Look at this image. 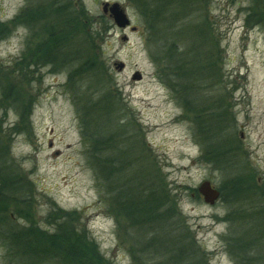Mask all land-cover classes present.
<instances>
[{
  "label": "rangeland",
  "instance_id": "obj_1",
  "mask_svg": "<svg viewBox=\"0 0 264 264\" xmlns=\"http://www.w3.org/2000/svg\"><path fill=\"white\" fill-rule=\"evenodd\" d=\"M142 1L0 0V264L22 247L11 227L30 233L23 264H256L239 238L264 257V0H175L165 25ZM178 33L208 36L193 44L206 78L178 76ZM107 162L112 192L95 168ZM244 179L249 200L228 184ZM154 198L145 225L123 210Z\"/></svg>",
  "mask_w": 264,
  "mask_h": 264
},
{
  "label": "trees",
  "instance_id": "obj_2",
  "mask_svg": "<svg viewBox=\"0 0 264 264\" xmlns=\"http://www.w3.org/2000/svg\"><path fill=\"white\" fill-rule=\"evenodd\" d=\"M178 1H179V4H182L183 1H184V3H187L189 0H178ZM175 4H176L175 0H148V1L144 0V1H142V6L144 5L146 9L150 8L151 10L156 11L157 19L163 20L162 23L164 22V25L167 21H169V22L174 21V17H175L176 13L172 14L171 19L169 17L167 19L166 16L164 15V12H166L170 8L172 9V7H174ZM153 5H155V6H153ZM179 7H180V5H179ZM153 15H154V13H153ZM68 30H69L68 27L63 29L62 32L58 34V35H60V37L59 38L57 37L55 39L63 38L65 36V33L68 32ZM198 35H197V38H195L194 35H190V34L184 35V34L178 33L175 35V37L173 35V37L176 40V42H174L175 43L174 44V47H175L174 53H176V55L174 56V54H172L171 62L174 64V67H176V69L178 68V76L180 78H184L183 76L185 74H187V75H185L186 77H188V75H189V78H191V79L197 78V76H199L200 78H203V77L206 78L204 69L200 72L201 74H195L194 73V71H198V68L196 69V65H195V67L193 65L194 61L198 62V56L195 54L196 50H198V49H196V47H194L193 44L196 43L195 46H197L203 41H206L207 44L209 42L208 36H206L205 34L202 35V34L198 33ZM201 36H203L202 41H201ZM188 37H190V38H188ZM187 39H190V42H188ZM196 40H198V41L196 42ZM202 56H203V54H202ZM200 57H201V55H200ZM209 61H211V60L209 59ZM175 64H176V66H175ZM193 67H194V69L192 71ZM181 87H180L181 92H182V94L184 93L183 96H184L186 105H188L191 110H193L195 113H197V115L203 116L204 113H203V115L200 114V110H199L200 108L198 107L199 104L203 103V101H202V98H200L199 96L196 95L197 94L196 86H193L188 81H187V83H186V81L185 82L181 81ZM207 102L208 101H205V103H207ZM204 118H203V120H204ZM203 120L201 121V123H202V125H201L202 131L201 132L205 133V132H208L207 129L205 128V126L208 125V123L206 120H204V121ZM218 131L213 133V135H220L218 133ZM224 143L225 142H223L222 144H224ZM222 151H224V149ZM216 152H218V154H219L218 149ZM106 161H107V159H106ZM106 161H104V162L106 163ZM105 163L102 165H99L98 167L95 166V168L98 169V172H99L98 175L100 176V178H103L108 183L109 186H106L108 188V190L110 192H112L113 187H112L111 183H114L113 178H112V173H111V170L108 169V162H107V165H105ZM228 184L232 190H238V196H240V198H242V199L244 198V200H249V196H251V194L253 196H255V194L253 193L254 192L253 189H251V186H250V184L247 183L246 179H244L242 181H238L237 183H235V182L230 183L229 182ZM147 195H149V194H147ZM223 198L226 199V192H225V196H223ZM157 200L158 199L154 198L150 201H147V200L142 201L141 203H134L132 201L129 203H124L123 210L132 218V220L134 222L145 225L147 223L146 222L147 216L150 215V213H148L149 208H150L149 203L150 202L155 203ZM228 202H231V201L228 200ZM249 216H250V218L256 217V218H258V220L261 219L259 216L254 215V213H252V215H249ZM257 226L259 228L264 227V223L257 221ZM20 235H22V234H20ZM29 236H30V233L28 232L23 237L24 239L21 238L18 241H20V243L25 247L26 244H29L26 241L31 240V238L28 239ZM261 236H263V235H261ZM63 241L64 240H57L56 245L57 244L59 245L60 253L65 255V253H63V250H65L63 247V243H62ZM54 242L55 241L53 240L51 242V244H53ZM236 242H237V244L233 243V244H235V246H237V247L244 246V249L248 248L247 254L250 256V257H248L249 261H251L252 263H256V264H263L264 260L263 261H261V260L264 257L262 254L259 255V253H258V252H260V249H261L260 245L263 243H261L259 241V245H256V244H253V242H254L253 240L248 241L246 243V240H243L241 238H239V240H237ZM30 247L31 246L27 247L28 249H25V250L30 251L29 250ZM40 248L43 249V246H41ZM56 250L59 251L58 248ZM236 250H234L233 253L239 258V253ZM67 251L71 255L74 254V257L77 256V253H76L77 249H75L74 247L69 249V250L67 249ZM31 257H33V255H31ZM74 259H76V258H74Z\"/></svg>",
  "mask_w": 264,
  "mask_h": 264
},
{
  "label": "water",
  "instance_id": "obj_3",
  "mask_svg": "<svg viewBox=\"0 0 264 264\" xmlns=\"http://www.w3.org/2000/svg\"><path fill=\"white\" fill-rule=\"evenodd\" d=\"M106 9H107V6L105 5V7H104L105 12H106ZM110 10H111V16L118 26L125 28V27L130 25V23H131L130 19L128 18L127 14L120 7V5L118 3H114L111 6ZM120 66H121V68L123 67L122 64ZM134 78L140 80L142 78V75L140 74V72H137L134 75ZM199 190L203 193L205 200L209 203H214L220 195V192L218 190H216L215 188H213L209 181L203 182L201 184Z\"/></svg>",
  "mask_w": 264,
  "mask_h": 264
},
{
  "label": "flooded vegetation",
  "instance_id": "obj_4",
  "mask_svg": "<svg viewBox=\"0 0 264 264\" xmlns=\"http://www.w3.org/2000/svg\"><path fill=\"white\" fill-rule=\"evenodd\" d=\"M105 5L107 6V9H106V12L105 11L104 12H105V14H109L110 17H111V10H110V8H111L112 5H110L109 2L108 3H105ZM105 5H104V7H105ZM103 10H104V8H103ZM220 195H221V193H220ZM1 212H2V206L0 204V214H1ZM9 229H10V231L8 233L10 234V240L12 239L11 241H12L13 247L14 246L15 247L16 246L17 247L18 246H22L21 248L18 247L19 248V249H17V251L19 250L18 252H16V253L15 252H11L13 254V256H15V258H12V260H10L9 262H10V264H23L24 262H27L28 260L24 257L25 253L22 250H25V249H28V248H24V246L18 240L21 239V238H23L24 236L23 235H20V233L18 231V228L11 227ZM1 233H2V231L0 232V236H1ZM1 242H2V240L0 239V243ZM29 250L30 251L26 252V254L27 253L30 254L32 248H29ZM21 252H23L24 254H22ZM41 253H43L45 255V248H44V246H43V250L41 251ZM32 255L34 257L32 259H29V262H31V264H36L38 261L39 262L42 261V260H40V257L37 254H34L32 252ZM46 260H48V262H50L49 258H46ZM43 261L46 262L45 259H43Z\"/></svg>",
  "mask_w": 264,
  "mask_h": 264
}]
</instances>
